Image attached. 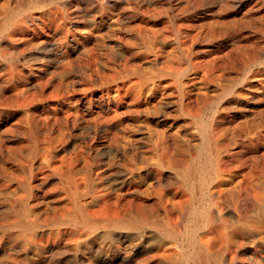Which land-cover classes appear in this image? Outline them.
Listing matches in <instances>:
<instances>
[{
	"label": "rangeland",
	"instance_id": "obj_1",
	"mask_svg": "<svg viewBox=\"0 0 264 264\" xmlns=\"http://www.w3.org/2000/svg\"><path fill=\"white\" fill-rule=\"evenodd\" d=\"M190 263L264 264V0H0V264Z\"/></svg>",
	"mask_w": 264,
	"mask_h": 264
},
{
	"label": "bare ground",
	"instance_id": "obj_2",
	"mask_svg": "<svg viewBox=\"0 0 264 264\" xmlns=\"http://www.w3.org/2000/svg\"><path fill=\"white\" fill-rule=\"evenodd\" d=\"M33 4H36V3H33ZM45 4H46V3H45ZM42 6H43V5H42ZM32 7H33V6H32ZM32 7H31V8H32ZM36 7H37V6H36ZM36 7H35V8H36ZM40 8H41V7H40ZM12 13H13V12H12ZM21 16H22V15H21ZM21 16H20V17H21ZM14 17H16V16L14 15ZM5 19H6V18H5ZM11 19H12V18H11ZM14 19H15V18H14ZM4 24H5V21H4ZM4 29H5V28H4ZM15 29H16V28H15ZM203 152H204V151H203ZM202 156H203V155H202ZM202 158H203V157H202ZM201 161H202V160H201ZM198 162H199V161H198ZM203 163H204V162H203ZM197 167H198V165H197ZM193 169H194V168H193ZM193 172H194V171H193ZM199 172L201 173V171H199ZM202 177H203V175H202ZM205 178H206V177H205ZM192 179H193V178H192ZM202 179H203V178H202ZM209 181H210V180H209ZM193 182H194V181H193ZM206 182H207V181H206ZM209 183H210V182H209ZM204 184H205V182H204ZM191 185H192V183H191ZM209 185H210V184H209ZM193 186H194V185H193ZM205 186H206V185H205ZM203 187H204V186H203ZM206 187H207V186H206ZM203 189H205V188H203ZM206 191H207V190H206ZM203 192H204V191H203ZM204 194H205V193H204ZM204 196H205V195H204ZM192 201H193V200H192ZM205 201H206V200H205ZM205 201H204V202H205ZM206 202H207V201H206ZM206 202H205V203H206ZM201 204H202V203H201ZM208 204H209V203H208ZM192 206H193V205H192ZM201 206H202V205H201ZM201 208H202V207H201ZM192 210H193V209H192ZM198 210H199V209H198ZM203 210H204V209H203ZM117 212H118V211H117ZM203 212H204V211H203ZM203 212H202V213H203ZM205 212H206V211H205ZM114 213H115V212H114ZM211 213H212V212H211ZM213 213H215V212H213ZM132 216H133V215L131 214L130 217L132 218ZM193 216H194V215H193ZM205 216H206V213H205ZM203 217H204V216H203ZM206 217H207V216H206ZM138 218H139V217H138ZM188 218H189V216H188ZM212 218H213V216H212ZM118 219H119V218H118ZM140 219H141V218H140ZM194 219H195V218H194ZM214 219H215V218H214ZM84 220H85V219H84ZM123 220H124V219H123ZM144 220H145V219H144ZM200 220H202V219H200ZM211 220H212V219H211ZM118 221H119V220H118ZM125 221H126V220H125ZM140 221H141V220H140ZM142 221H143V220H142ZM130 222H131V221H130ZM135 222H137V221H135ZM147 222H148V221H147ZM185 222H186V221H185ZM187 222H189V221H187ZM209 222H210V221H209ZM202 223H203V222H202ZM114 224H115V223H114ZM172 224H173V223H172ZM186 224H187V223H186ZM199 224H200V223H199ZM220 224H221V223H220ZM141 225H143V224H141ZM173 225H174V224H173ZM191 225H193V224L191 223ZM200 225H201V224H200ZM214 225H215V224H214ZM218 225H219V224H218ZM223 225H225V224H223ZM87 226H89V225H87ZM143 226H144V225H143ZM193 226H194V225H193ZM201 226H202V225H201ZM221 226H222V224H221ZM98 227H99V226H98ZM140 227H141V226H140ZM197 227H198V225H197ZM197 227H196V228H197ZM174 228H175V227H174ZM211 228H212V227H211ZM211 228H209V230H210ZM215 228H216V227H215ZM223 228H224V226H223ZM109 229H110V228H109ZM149 229H150V228H149ZM193 229H194V228H193ZM200 229H201V228H200ZM200 229H199V230H200ZM205 229H206V228H205ZM212 229H214V228H212ZM217 229H218V228H217ZM97 230H98V229H97ZM202 230H203V227H202ZM209 230H208V231H209ZM223 230H224V229H223ZM105 231H107V230H105ZM119 231H120V230H119ZM151 231H152V229H151ZM151 231H150V234H151ZM208 231H207V232H208ZM181 232H182V231H181ZM181 232H180V233H181ZM191 232H192V231H191ZM198 232H200V231H198ZM207 232H206V233H207ZM211 232H213V230H212ZM216 232L221 233L220 230H218V231H216ZM147 233H149V232H147ZM165 233H166V232H165ZM167 233L170 234L171 236L174 235V233H173V232H170V231H167ZM150 234H149V237H150ZM181 234H182V233H181ZM181 234H180V235H181ZM208 234H209V232H208ZM122 235H124V234H122ZM128 235H129V234H127L126 238L128 237ZM130 235H131V234H130ZM151 235H153V234H151ZM164 235H165V234H164ZM195 235H196V234H195ZM212 235H213V234H212ZM218 235H219V234H218ZM218 235H217V236H218ZM190 236H191V239H192L191 241H192V242H191L190 240H188V241H190V243H191V245H192V246H191V247H192V248H191L192 250H190L189 259L195 262L196 259L198 258L197 256L200 255L201 252H199V251H194V245H193V237H194V234H193V235L190 234ZM213 236H214V235H213ZM215 236H216V234H215ZM113 237H115V234H114ZM120 237H121V236H120ZM179 237L181 238V236H179ZM188 237H189V236H188ZM207 237H208V236H207ZM207 237H206V238H207ZM124 238H125V237H124ZM172 238H173V237H172ZM177 238H178V237H177ZM183 238L185 239V237H183ZM209 238H210V237H209ZM116 239H118V238L116 237ZM122 239H123V238H122ZM128 239H129V238H128ZM151 239H152V238H151ZM207 239H208V238H207ZM152 240H153V239H152ZM178 240H180V239H178ZM154 241H155V240H154ZM168 241H169V240H168ZM175 241H176V240H175ZM198 241H199V240H198ZM172 242H173V240H172ZM182 242H183V241H182ZM177 243H178V242H177ZM210 243H211V242H210ZM179 244H180V243H178V245H179ZM183 244H184V243H183ZM201 244H202V243H201ZM208 244H209V243H208ZM181 245H182V244H181ZM189 245H190V244H189ZM189 245H188V246H189ZM210 245H211V244H210ZM31 246H32V245H31ZM31 246H30V247H31ZM180 247H181V246H180ZM109 249H111V247H109ZM249 249H250V248H249ZM195 250H196V249H195ZM188 252H189V251H188ZM106 254H107V253H106ZM107 255H108V254H107ZM209 256H210V255H209ZM108 257H109V256H108ZM181 257H182V256H181ZM181 257H180V258H181ZM109 258H110V257H109ZM183 258H184V257H183ZM186 258H187V257H186ZM104 259H105V258H104ZM104 259H103V260H104ZM181 260H182V259H181ZM185 261H186V260H185ZM107 262H108V261H107ZM191 263H192V262H191ZM191 263H190V264H191Z\"/></svg>",
	"mask_w": 264,
	"mask_h": 264
}]
</instances>
